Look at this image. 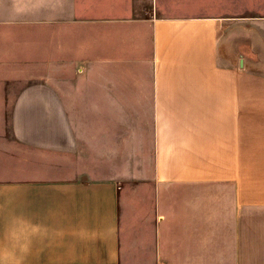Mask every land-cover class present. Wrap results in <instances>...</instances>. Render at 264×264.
Instances as JSON below:
<instances>
[{
  "label": "crops",
  "instance_id": "0c3cea01",
  "mask_svg": "<svg viewBox=\"0 0 264 264\" xmlns=\"http://www.w3.org/2000/svg\"><path fill=\"white\" fill-rule=\"evenodd\" d=\"M72 1L78 81L13 101L35 155L0 163V264H264V14Z\"/></svg>",
  "mask_w": 264,
  "mask_h": 264
},
{
  "label": "rangeland",
  "instance_id": "374dc122",
  "mask_svg": "<svg viewBox=\"0 0 264 264\" xmlns=\"http://www.w3.org/2000/svg\"><path fill=\"white\" fill-rule=\"evenodd\" d=\"M100 1V0H98ZM77 0L85 7L79 16H104L106 7L117 13L131 9L135 17L172 15H261L264 0ZM122 4L121 7L118 5ZM72 0H0V163L7 177L12 165L25 156L35 155L26 150L13 134L14 100L26 87L43 83L54 75V84L61 87L78 81V71L71 70L63 58L62 45L69 44V19L74 14ZM251 42V41H250ZM54 73H51V71ZM2 71V73H1ZM72 71V72H71ZM3 79V80H2ZM68 96V95H67ZM77 119L78 106H70ZM38 156H45V153ZM2 172V171H1Z\"/></svg>",
  "mask_w": 264,
  "mask_h": 264
}]
</instances>
